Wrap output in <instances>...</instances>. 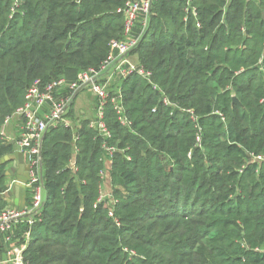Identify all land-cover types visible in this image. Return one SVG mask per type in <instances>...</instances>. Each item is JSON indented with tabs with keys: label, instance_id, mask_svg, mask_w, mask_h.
I'll use <instances>...</instances> for the list:
<instances>
[{
	"label": "trees",
	"instance_id": "16d2710c",
	"mask_svg": "<svg viewBox=\"0 0 264 264\" xmlns=\"http://www.w3.org/2000/svg\"><path fill=\"white\" fill-rule=\"evenodd\" d=\"M127 1L0 0V128L35 80L99 68L124 38ZM134 32L152 82L118 81L130 125L105 106L117 151L91 119L45 134L44 200L18 229L31 233L26 264H264V0H153ZM9 205L0 197V213Z\"/></svg>",
	"mask_w": 264,
	"mask_h": 264
},
{
	"label": "built area",
	"instance_id": "2783aa9c",
	"mask_svg": "<svg viewBox=\"0 0 264 264\" xmlns=\"http://www.w3.org/2000/svg\"><path fill=\"white\" fill-rule=\"evenodd\" d=\"M152 4L153 0H128L118 11L125 16L124 38L111 41L113 51L99 68L91 67L82 71L74 81L66 77H59L46 83L40 79L35 80L26 94L25 103L7 118L5 124L14 118L21 121L22 130L18 144L30 166L28 187L32 188V198L30 205L21 208L9 205L0 213V264H26L24 251L31 239V233L29 230L25 232L21 241L18 229L22 222L29 225L34 223V215L44 200L41 179L44 136L50 127L60 122L70 125V121L64 116L77 91L88 89L96 99L95 116L91 119L90 126L103 137V147L108 155L117 151L115 146L108 143L112 131L105 120V106L111 103L120 122L123 125H130L131 121L125 113L123 93L118 81L137 74L152 82V72L141 66L130 54L140 37L134 32L135 26L138 22L143 28L148 25ZM189 8L188 5L186 12ZM154 87L157 88V85ZM164 103L172 104L167 98H164ZM1 133L5 134L2 128ZM14 183L16 180L8 185L7 193L13 189ZM105 198L106 195L102 193L99 200ZM110 215H114L113 210L110 211Z\"/></svg>",
	"mask_w": 264,
	"mask_h": 264
},
{
	"label": "crops",
	"instance_id": "0c3cea01",
	"mask_svg": "<svg viewBox=\"0 0 264 264\" xmlns=\"http://www.w3.org/2000/svg\"><path fill=\"white\" fill-rule=\"evenodd\" d=\"M84 93H87L84 95ZM78 100V101H76ZM73 108H79V113L76 115L75 119H70V125H74L78 120L80 119H92L95 116V111H96V99L93 97V95L90 93L88 89L80 90L78 94L75 93L74 96V101H73ZM4 131L5 134L7 135L10 139V141L17 142L20 137L21 133V121L18 120L17 118L11 119L8 123H4V125L1 127ZM9 133V134H8ZM10 157L14 159V161L17 163L16 168L18 169L20 167V163L18 162V158L15 156V153L13 152ZM26 161V158H25ZM27 163V161H26ZM14 165L13 162L8 163L7 170ZM111 168V160L109 158H105V170H104V182H103V187H102V192L106 196H109L111 191H112V183H111V177L109 174V170ZM11 169V168H10ZM12 173L11 176H7V181L8 185L11 183V181L16 180L17 182V174L14 173L13 171L10 170ZM15 184L13 186V189L11 190V201H10V206H16L15 204V199H16V192H15ZM28 205V204H27Z\"/></svg>",
	"mask_w": 264,
	"mask_h": 264
},
{
	"label": "water",
	"instance_id": "95a60500",
	"mask_svg": "<svg viewBox=\"0 0 264 264\" xmlns=\"http://www.w3.org/2000/svg\"><path fill=\"white\" fill-rule=\"evenodd\" d=\"M79 91L76 92L78 94ZM234 102H238L239 100L237 97H234ZM45 138V136H44ZM13 152L15 153V156L18 158V162L21 164L20 167L16 168V162L10 155H6L5 157L0 159V163H10L13 162L14 165H12L7 171L6 175L11 176V171L17 174V182L15 184V192H16V199L15 204L16 207L21 208L25 207L27 205V187H28V181H29V170L30 166L25 161V157L23 152L20 150V146L17 142H13ZM0 197H3L7 199V201L10 203L11 197L10 194H0Z\"/></svg>",
	"mask_w": 264,
	"mask_h": 264
},
{
	"label": "rangeland",
	"instance_id": "374dc122",
	"mask_svg": "<svg viewBox=\"0 0 264 264\" xmlns=\"http://www.w3.org/2000/svg\"><path fill=\"white\" fill-rule=\"evenodd\" d=\"M132 58L135 60V57H132ZM86 94H87V93H84V95H86ZM76 101H78V100H76ZM74 111H75V114L77 115V114L79 113V108H75ZM67 120L70 121V119H68V118H67ZM0 133H1V128H0ZM8 134H9V133H8ZM8 138H9V137H8L7 135H4V139L6 140V141H5V144H6V143H12V141H10V139H8ZM11 154H12V153H10V154H6V155H11ZM6 155H5V156H6ZM5 156H3V157H5ZM3 157H2V158H3ZM0 159H1V158H0ZM11 206H12V204H11Z\"/></svg>",
	"mask_w": 264,
	"mask_h": 264
}]
</instances>
